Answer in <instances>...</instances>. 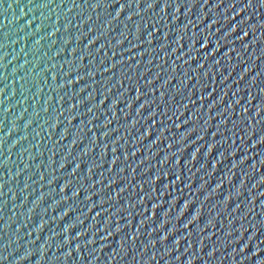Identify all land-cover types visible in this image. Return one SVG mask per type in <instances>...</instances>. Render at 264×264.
<instances>
[{"label": "water", "instance_id": "obj_1", "mask_svg": "<svg viewBox=\"0 0 264 264\" xmlns=\"http://www.w3.org/2000/svg\"><path fill=\"white\" fill-rule=\"evenodd\" d=\"M0 264H264V0H0Z\"/></svg>", "mask_w": 264, "mask_h": 264}, {"label": "snow or ice", "instance_id": "obj_2", "mask_svg": "<svg viewBox=\"0 0 264 264\" xmlns=\"http://www.w3.org/2000/svg\"><path fill=\"white\" fill-rule=\"evenodd\" d=\"M97 6H99V5H97ZM128 6H129L128 4H122L120 6V9H124L125 7H128ZM148 6L151 7V4H149ZM117 15H119V12L117 13Z\"/></svg>", "mask_w": 264, "mask_h": 264}]
</instances>
